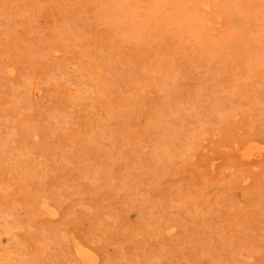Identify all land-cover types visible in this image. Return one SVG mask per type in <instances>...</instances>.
<instances>
[{
	"label": "rangeland",
	"instance_id": "rangeland-1",
	"mask_svg": "<svg viewBox=\"0 0 264 264\" xmlns=\"http://www.w3.org/2000/svg\"><path fill=\"white\" fill-rule=\"evenodd\" d=\"M83 261L264 264V0H0V264Z\"/></svg>",
	"mask_w": 264,
	"mask_h": 264
},
{
	"label": "bare ground",
	"instance_id": "bare-ground-1",
	"mask_svg": "<svg viewBox=\"0 0 264 264\" xmlns=\"http://www.w3.org/2000/svg\"><path fill=\"white\" fill-rule=\"evenodd\" d=\"M27 1H28V0H27ZM211 1H212V0H211ZM253 1H254V0H253ZM200 2H201V1H200ZM152 3H153V2H152ZM155 3H156V2H154V4H155ZM163 3H164V1H163ZM201 3H202V2H201ZM203 3H204V2H203ZM222 3H223V2H222ZM224 3H225V2H224ZM234 3H235V2H234ZM160 4H161V3H160ZM197 4H198V3H197ZM224 5H226V4H224ZM248 5H249V4H248ZM153 6H154V5H153ZM162 6H163V5H162ZM164 6H165V5H164ZM164 6H163V7H164ZM174 6H175V5H174ZM150 7H151V6H150ZM176 7L178 8V6H176ZM194 7L196 8V6H194ZM203 7H204V6H203ZM218 7H219V6H218ZM226 7H227V6H225V9H226ZM234 7H235V6H233V8H234ZM254 7H255V6H254ZM154 8H155V6H154ZM159 8H161L160 5H159ZM159 8H158V9H159ZM174 8H175V7H174ZM174 8H172V9H174ZM201 8H202V7H201ZM208 8H209V7H208ZM219 8H220V7H219ZM251 8H252V7H251ZM251 8H250V10H251ZM156 9H157V6H156ZM158 9H157V11H158ZM231 9H232V7H231ZM253 9H256V8H253ZM163 10H164V8H163ZM218 10H219V9H218ZM220 10H221V9H220ZM243 10H244V9H243ZM247 10H248V9H247ZM149 11H150V9H149ZM155 11H156V10H155ZM169 11H170V10H169ZM169 11H168V12H169ZM179 11H180V10H179ZM198 11H199V10H198ZM222 11H224V10H222ZM130 12H131V11H130ZM152 12H153V11H152ZM160 12H161V11H160ZM171 12H173V10H172ZM174 12H175V11H174ZM227 12L229 13L228 10H227ZM245 12H246V11H245ZM251 12H253V11H251ZM256 12H257V11H256ZM131 13H132V12H131ZM131 13H129V14H131ZM136 13H137V12H136ZM149 13H151V12H148V14H149ZM156 13H157V12H156ZM156 13H154V14H156ZM158 13H159V12H158ZM162 13H163V12H162ZM162 13H161V14H162ZM177 13H178V12H177ZM240 13H241V12H240ZM242 13H243V12H242ZM247 13H248V11H247ZM121 14H122V13H121ZM133 14H134V13L131 14V18H133V16H134ZM166 14H167V13H166ZM168 14H169V13H168ZM170 14H171V13H170ZM174 14H175V13H174ZM225 14H226V13H225ZM236 14H238L237 11H236ZM250 14H251V13H250ZM124 15H125V13L123 14V16H124ZM137 15H138V13H137ZM146 15H147V14H146ZM193 15H194V14H193ZM193 15H191V16H193ZM245 15L247 16V14H245ZM255 15H257V14L255 13ZM126 16H127V15H126ZM129 16H130V15H129ZM129 16H128V17H129ZM154 16H155V15H154ZM156 16H157V15H156ZM160 16H161V15H160ZM183 16H184V15H183ZM183 16H181V17H183ZM170 17H171V16H170ZM172 17H173V16H172ZM176 17H177V16H176ZM123 18H124V17H123ZM129 18H130V17H129ZM129 18H127V19H129ZM134 18H135V17H134ZM137 18H138V17L136 16L135 19H137ZM141 18H142V16H141ZM156 18H159V16H157ZM168 18H169V17H168ZM168 18H167V19H168ZM249 18H250V16H249ZM124 19H125V18H124ZM146 19H147V18H146ZM148 19H153V18L151 17V18H148ZM159 19H160V18H159ZM162 19H163V18H162ZM165 19H166V18H165ZM176 19H177V18H176ZM182 19H183V18H182ZM192 19H194V17H193ZM131 20H132V19H129V22H130ZM144 20H145V18H144ZM169 20H170V19H169ZM179 20H180V19L178 18V22H179ZM183 20H184V19H183ZM195 20H197V19L195 18ZM126 21H128V20H126ZM154 21H155V19H154ZM159 21H161V20H159ZM162 21H163V20H162ZM186 21H187V20H186ZM201 21H204V19L201 20ZM208 21H210V20H208ZM142 22H143V21H142ZM142 22H140V23H142ZM151 22H153V21H151ZM164 22H165V21H164ZM172 22H174V21L171 20V23H172ZM175 22H176V21H175ZM178 22H177V23H178ZM180 22H181V20H180ZM192 22H194V21L192 20ZM204 22H205V21H204ZM135 23H137V21H136ZM145 23H147V22L145 21ZM153 23H154V22H153ZM157 23H158V22H157ZM165 23L167 24V22H165ZM177 23H175V24H177ZM158 24H159V23H158ZM161 24H162V22H161ZM163 24H164V23H163ZM193 24H195V23H192L191 26H192ZM133 25H134V24H133ZM135 25H136V24H135ZM141 25H142V24H141ZM145 25H147V24H145ZM148 25H149V24H148ZM178 25H179V24H178ZM184 25H185V21H184ZM184 25H183V26H184ZM187 25H189V24H187ZM198 25H199V24H198ZM203 25H204V24H203ZM65 26H66V25H65ZM137 26H138V25H137ZM143 26H144V24L142 25V27H143ZM151 26H152V25H151ZM155 26H156V25H154V27H155ZM157 26H159V25H157ZM157 26H156V29L158 28ZM164 26H165V25H164ZM201 26H202V25H200V27H201ZM61 27H62V26H61ZM63 27H64V26H63ZM63 27H62V28H63ZM116 27H117V26H116ZM148 27H149V26H148ZM148 27H147V28H148ZM152 27H153V26H152ZM152 27H151V28H152ZM178 27H179V26H178ZM186 27H187V26H186ZM186 27H185V29H188V28L191 29L190 26H188V28H186ZM192 27H193V26H192ZM196 27L199 28V26H196ZM144 28H146V27H144ZM160 28H161V25H160ZM160 28H159V29H160ZM181 28H182V26H181ZM203 28H205V27H203ZM64 29H65V28H64ZM156 29L154 28V31H155ZM194 29H195V28H194ZM62 30H63V29H62ZM161 30H163V29L161 28ZM188 30H189V29H188ZM137 31H138V29H137ZM141 31H143V30H141ZM141 31H139V32H141ZM145 31H148V32H149V30H145ZM152 31H153V30H152ZM143 34H144V33H143ZM153 34H154V33H153ZM137 35H138V34H137ZM145 35H146V34H145ZM148 35H149V34H148ZM157 35H158V33H157ZM181 35H182V34H181ZM197 35H199V34H197ZM201 35L204 36V34H202V33H201ZM201 35H200V36H201ZM138 36H139V35H138ZM141 36H142V35H141ZM150 36H151V35H150ZM203 36H201V38H204ZM230 37H231V36H230ZM139 40H141V39H139ZM142 40H143V39H142ZM198 41H199V40H198ZM200 41H201V40H200ZM203 41H204V40H203ZM231 45H232V44H231ZM2 54H3V53H2ZM1 56H2V55H1ZM112 61H113V60H112ZM113 63H115V61H114ZM113 63L111 62V64H113ZM121 66H122V65H121ZM146 66H147V65H146ZM146 66H144V67H146ZM150 66H151V65H150ZM111 67H112V66H111ZM113 67H114V65H113ZM148 67H149V65H148ZM108 68H109V67H108ZM108 68H107V70H108ZM146 68H147V67H146ZM146 68H142V70H144V69L146 70ZM150 68H153V67L151 66ZM150 68H149V71L152 72V75H153V74H154L153 72H155V71L150 70ZM119 69H120V68H119ZM147 69H148V68H147ZM153 70H155V69L153 68ZM157 70H158V69H156V71H157ZM159 70H161V69H159ZM159 70H158V71H159ZM167 70H169V69H167ZM108 71H109V70H108ZM110 71H111V70H110ZM117 71H119V70H117ZM120 71H121V70H120ZM149 71L146 70V71H145V74H147L146 72H148V74H150ZM140 73H141V72H140ZM143 73H144V72H143ZM155 73H156V72H155ZM145 74H144V76L146 77ZM150 75H151V74H150ZM150 75H147V77H149ZM172 75H173V74H172ZM145 77H144V78H145ZM174 77H176V76H174ZM174 77L172 76L173 79H174ZM98 78H99V77H98ZM98 78H97V79H98ZM176 78H177V77H176ZM150 79H151V78H150ZM162 80H163V79H162ZM164 80H165V79H164ZM99 81H100V80H98V82H99ZM104 82H105V81H104ZM173 83H174V82H173ZM100 84H101V82H100ZM105 85H106V84H105ZM105 87L108 88V86H105ZM102 88H103V86H102ZM107 88H105V89L107 90ZM142 88H143V87H142ZM103 89H104V88H103ZM79 90H80V89H79ZM140 91L143 92V90H141V88H140ZM144 91H145V88H144ZM75 92H76V90H75ZM78 92H79V91L77 90V93H75V94H78ZM133 107H134V106H133ZM133 107H132V106L130 107V109L132 108L131 112L133 111ZM134 111H136V110H134ZM157 111H158V110H157ZM162 111H163V109H162ZM129 112H130V111H129ZM131 112H130L129 114H131ZM153 112H154V111H153ZM155 112H156V110H155ZM160 112H161V111H160ZM167 112H168V111H167ZM132 113H135V112H132ZM158 113H159V112H158ZM158 113H157V114H158ZM161 113H162V112H161ZM163 113H164V112H163ZM163 113H162V114H163ZM157 114H156V117H157ZM159 114H160V113H159ZM154 115H155V114H154ZM160 115H161V114H160ZM130 116H131V115H130ZM158 116H159V115H158ZM161 116H162V115H161ZM165 116H166V115H165ZM153 117H154V116H153ZM163 118H164V117H163ZM153 119H154V118H153ZM155 119H156V118H155ZM150 120H152V119H150ZM152 121H153V120H152ZM162 121H164V120H162ZM127 123H128V122H127ZM143 123H144V122H143ZM163 123H164V122H163ZM123 124H124V123H123ZM144 124H145V123H144ZM146 124H147V123H146ZM148 124L150 125L149 122H148ZM148 124H147V126H148ZM154 124H155V123H154ZM164 124H167V123H164ZM111 125H112V124H111ZM124 126H125V125H124ZM147 126H146V127H147ZM154 127H155V126H154ZM161 127H162V126H161ZM163 127H164V126H163ZM148 128H149V126H148ZM159 128H160V127H159ZM164 128H165V127H164ZM159 130H161V129H159ZM161 131H162V130H161ZM194 134H195V133H194ZM191 135H192V134H191ZM188 137H190V134H189ZM196 137H197V136H196ZM192 138H193V137H192ZM187 139H189V138H187ZM198 139H199V137H198ZM191 141H192V140H190V142H191ZM187 142H188V141L186 140V143H187ZM235 142H236V141H235ZM186 143H185V144H186ZM193 143H194V142H193ZM188 144H189V143H188ZM240 144H241V143H240ZM244 144H245V143H244ZM195 145H196V142L194 143V147H196ZM187 146H188V145L186 144L185 147H187ZM189 146H190V145H189ZM191 146H193V145H191ZM161 148H162V147H161ZM168 148H169V147H168ZM240 148H241V147H240ZM249 148H250V147L248 146V149H249ZM166 149H167V148H166ZM183 149H185V148H183ZM196 149H197V147L194 148V150H196ZM253 149H254V148H253ZM159 150H160V149H159ZM163 150L165 151V148H164ZM169 150H171V149H169ZM171 151H172V150H171ZM171 151H170V152H171ZM235 151H236V150H235ZM100 152H101V151H100ZM166 152H168V151H166ZM166 152H165V153H166ZM250 152H251V151L249 150V156H250ZM252 152H253V150H252ZM252 152H251V153H252ZM103 153H104V152H103ZM165 153H164V154H165ZM166 154H167V153H166ZM170 154H172V153H170ZM170 154H169V152H168V155H170ZM245 154H246V153H245ZM252 154H253V153H252ZM159 155H160V154H158L157 156H159ZM173 155H174V152H173ZM243 155H244V152H243ZM157 156H156V157H157ZM244 156H246V155H244ZM244 156H243V157H244ZM247 156H248V155H247ZM154 157H155V156H154ZM63 158H64V157H63ZM158 158H159V157H158ZM165 158H166V157H165ZM168 158H169V157H168ZM234 163H235V162H234ZM237 163H238V162H237ZM84 169H85V168H84ZM237 169H238V168H237ZM85 170H86V169H85ZM85 170H84V171H85ZM233 173H234V172H233ZM238 173H239V172H238ZM240 173H241V172H240ZM223 174H224V173H223ZM230 174H231V173H230ZM230 174H229V175H230ZM240 175H241V174H240ZM220 176H221V175H220ZM236 177H237V176H236ZM221 178H222V177H221ZM239 178H240V177H239ZM240 179H241V178H240ZM229 182H230V181H229ZM233 186H234V185H233ZM230 189H232V188H230ZM257 189H258V188H257ZM261 190H262V189H261ZM248 193H249V192H248ZM251 193H252V192H251ZM258 193H259V192H258ZM256 194H257V193H256ZM261 194H262V193H261ZM187 197H188V196H187ZM44 201H46V200H44ZM205 202H207V201H205ZM210 203H211V202H210ZM258 203H259V202H258ZM216 205H217V204H216ZM39 206H40V205H39ZM201 223H202V222H201ZM204 223H205V222H204ZM205 224H206V223H205ZM28 227H29V226H28ZM233 231H234V230H233ZM236 231H237V230H236ZM220 239H221V238H220ZM76 245H77V244H75V246H76ZM78 246H79V245H78ZM78 246H77L76 248H78ZM78 249H79V248H78ZM78 249H77V251H78ZM238 250H239V249H238ZM239 251H240V250H239ZM80 252H81V251H80ZM77 253H79V252H77ZM79 255L82 256V254H79ZM79 255H78V256H79ZM83 257H84L83 260H85V261L89 259L88 254L83 255ZM83 257H82V258H83ZM82 258H81V259H82ZM6 259H9V258H6ZM79 259H80V258H79ZM198 259H199V258H198ZM76 261H77V260H76ZM81 262H82V261H81ZM81 262H80V260H79V263H81ZM83 263L85 264L84 261H83Z\"/></svg>",
	"mask_w": 264,
	"mask_h": 264
}]
</instances>
